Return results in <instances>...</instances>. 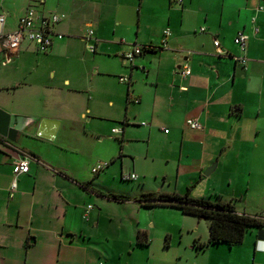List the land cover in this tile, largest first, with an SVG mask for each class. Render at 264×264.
Instances as JSON below:
<instances>
[{
    "label": "crops",
    "instance_id": "crops-1",
    "mask_svg": "<svg viewBox=\"0 0 264 264\" xmlns=\"http://www.w3.org/2000/svg\"><path fill=\"white\" fill-rule=\"evenodd\" d=\"M23 1L15 18L0 12L6 29L16 28L29 3L40 15L68 16L55 26L64 36L54 37L47 52L37 51L29 40L17 54L0 51L4 63H12L7 79L0 80V264H129V251L140 245L138 233L147 235L152 228V220L133 216L140 215L143 194L189 189L194 198L222 195L216 177L209 175L222 163L234 169L239 145H250L259 134L264 139L262 120L248 117L250 104L264 97V9L257 10L258 0ZM92 1L96 9L87 19L94 21L96 56L91 68L76 51L86 45L83 33L72 29L84 18L77 12ZM121 26L133 27L131 38L120 36ZM166 27L171 34L164 46ZM239 30L250 35L246 65L236 59L242 54L234 42ZM149 45L154 48L132 62L123 60L134 46ZM61 57L77 58L83 66L67 68L64 79L69 98L86 94L81 105L79 95L68 101L55 97V89L63 88L55 84L52 60ZM185 65L189 75L181 72ZM120 74L128 80L113 78ZM27 89L36 91L17 100V93ZM189 118H197L202 128L189 127ZM115 121L122 123L119 135L112 133L116 125L106 130ZM142 143L152 163L147 169L133 165L141 185L130 194L113 182L129 174L122 158L130 145ZM23 152L32 155L30 170L17 177L12 190L14 161ZM245 156L250 171L264 175V150L260 164L258 144ZM100 161L109 163L89 173L88 165ZM262 221L261 228L230 245L238 246L241 259L264 264ZM208 237L201 241L198 234L194 240Z\"/></svg>",
    "mask_w": 264,
    "mask_h": 264
},
{
    "label": "rangeland",
    "instance_id": "rangeland-1",
    "mask_svg": "<svg viewBox=\"0 0 264 264\" xmlns=\"http://www.w3.org/2000/svg\"><path fill=\"white\" fill-rule=\"evenodd\" d=\"M24 2L25 0L23 1V4ZM93 4H95L94 1L91 3L88 2L83 11L77 12L78 14H82L84 18L80 20L79 17L78 19L80 21H75L74 29H72L74 32H78L79 34L83 33L84 36L87 31V27L84 25V22L92 21L94 25V21L92 19H87L89 18L87 16L93 15L95 11L94 9H96ZM21 7L22 0H0V12L7 11L9 15L14 18L18 16L19 12L22 10ZM89 8L90 11H88ZM120 29L122 31L120 36L128 39L132 37L133 27L121 26ZM76 51L78 55L85 58V64L91 66L92 68L93 65L91 58L96 56L94 53L95 51H91L87 47V43L85 46L81 45L77 47ZM5 60L6 56L4 54H0V80L2 81L7 79L8 76L6 73H8L12 67V63H4ZM52 63V66L57 70L54 80L55 84L57 87L63 88L62 90L57 88L55 89V97L57 100L68 101L79 95L78 104L81 105L84 101V95H86L84 92L83 94L75 96L71 94V98L64 93L67 91V85L64 83V79L67 78L65 70L67 68L73 70L81 69L83 67L81 62L77 58L67 60L64 57H61L52 60ZM120 76L124 75H115L113 78L118 81ZM262 82L264 83V80ZM35 91L36 89L19 91L17 93V100H23L25 95L31 96ZM24 92L25 94H23ZM22 95L23 97L20 98ZM248 117L251 122H256L261 119L262 126L264 125V97L261 99L260 104H250ZM112 125L122 127V123L115 121L108 126L106 130L110 132L109 129ZM249 141L251 143L250 145H239V162H237L234 169L230 170L228 167H225L223 163L219 164L218 161L219 166L209 176L214 175L216 177V187L222 195L216 193L213 196H208L207 199L212 201L222 200L229 202L233 204L237 210H240L242 214L253 216L262 220L264 219V175H262L259 171H250V160L245 155L248 148L251 147L252 149H255L258 144V164H260V161L263 158L260 156V153L264 150L263 135L259 134L258 136H255L254 139ZM145 147V143L130 145L129 150L122 158V162H124V166L126 168L125 170H128V173H135L140 176L139 171L134 169L133 165H136L137 168L144 166L145 169H147L150 163H152L149 157L145 158ZM136 156H139V158ZM96 164L97 163H90L88 165L89 173H92V166ZM121 175L122 173L120 174L118 181L113 182V186L116 188L128 189L131 194L135 190V187H140V181L124 179ZM209 176H207V178ZM188 188L191 190L190 186ZM130 196L134 198L133 195ZM92 205L94 204H91V206ZM138 213L140 215L133 216H139L140 218L145 217L147 221L152 220L155 223V226L153 227L151 225L153 222L150 221V226L152 227L150 229L151 232L147 231V237H149V240L147 241L148 243L144 242V244H149L148 246L142 247L144 245L140 244L134 250L129 251L132 253L131 256L129 255L128 257L129 264H257L255 261H251L250 258L248 260L241 259V252H239L238 246L232 249L228 244H216L206 246L204 249L199 248L196 245L199 241H195L194 236L197 237V235L200 234L201 241L209 236L211 222L209 218H199L198 216H194L192 214H186L173 206H142V210H139ZM195 228L197 230L196 235L192 232ZM253 228L254 227L250 228L246 233L250 232ZM129 252L128 254H130Z\"/></svg>",
    "mask_w": 264,
    "mask_h": 264
},
{
    "label": "built area",
    "instance_id": "built-area-1",
    "mask_svg": "<svg viewBox=\"0 0 264 264\" xmlns=\"http://www.w3.org/2000/svg\"><path fill=\"white\" fill-rule=\"evenodd\" d=\"M44 1V0H41ZM182 2V0H177ZM257 10L264 9V0H258ZM66 17L65 13L53 12L50 15H40L36 8L29 3L23 15L18 19V24L14 29H6V16L5 14H0V51H6L9 54H17L21 48L22 42L24 40H29L33 42L36 46L37 51L47 52L54 43V37L62 38L64 35L61 32L55 31V26L61 22ZM255 21V16L252 18ZM87 31L84 35V40L87 43V47L91 51H95V37L92 22L86 24ZM257 31L258 28L255 27ZM171 31L169 27H166L163 31L162 43L164 46L167 43L168 37ZM250 35L244 30H239L235 37L234 42L239 47L242 54L237 56V60L243 65L247 63L246 51L249 43ZM214 45L218 52H222L219 40L214 41ZM153 46H134L131 50H128L122 54V58L125 62H132L134 58L143 53L144 50H151ZM181 72L184 75H189L191 73L190 67L185 65L181 68ZM128 80L127 76H120V81L125 82ZM186 123L192 129L202 128V124L197 118H189ZM145 124V122H142ZM168 131V129H165ZM123 132V127L116 126L112 128V133L119 135ZM32 155L23 152L22 155L16 158L13 166V180L11 183V189L14 190L17 186V177L22 173H27L30 170V158ZM108 161H100L92 167L93 173H98L108 165ZM124 179L137 180L138 175L135 173H129L123 175ZM91 208L92 206L89 205Z\"/></svg>",
    "mask_w": 264,
    "mask_h": 264
},
{
    "label": "trees",
    "instance_id": "trees-1",
    "mask_svg": "<svg viewBox=\"0 0 264 264\" xmlns=\"http://www.w3.org/2000/svg\"><path fill=\"white\" fill-rule=\"evenodd\" d=\"M109 196L121 200L128 198V195L117 193H109ZM138 200L143 206H173L183 213L199 218H209L211 222L208 240L196 244L202 249L209 244L226 243L231 246L239 244L250 228L263 226L262 220L238 213L233 204L222 200L212 201L204 197H191L189 189L183 194L149 192L143 194ZM147 241L146 233L139 232L137 243L144 244Z\"/></svg>",
    "mask_w": 264,
    "mask_h": 264
},
{
    "label": "water",
    "instance_id": "water-1",
    "mask_svg": "<svg viewBox=\"0 0 264 264\" xmlns=\"http://www.w3.org/2000/svg\"><path fill=\"white\" fill-rule=\"evenodd\" d=\"M215 166H216V163H214L213 165L208 167V169H206V171H205V174L209 175L214 170Z\"/></svg>",
    "mask_w": 264,
    "mask_h": 264
}]
</instances>
